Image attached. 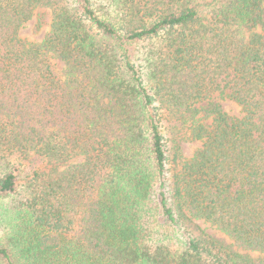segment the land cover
<instances>
[{
    "label": "trees",
    "instance_id": "obj_1",
    "mask_svg": "<svg viewBox=\"0 0 264 264\" xmlns=\"http://www.w3.org/2000/svg\"><path fill=\"white\" fill-rule=\"evenodd\" d=\"M263 19L264 0H0V264H264Z\"/></svg>",
    "mask_w": 264,
    "mask_h": 264
},
{
    "label": "rangeland",
    "instance_id": "obj_2",
    "mask_svg": "<svg viewBox=\"0 0 264 264\" xmlns=\"http://www.w3.org/2000/svg\"><path fill=\"white\" fill-rule=\"evenodd\" d=\"M264 20V19H263ZM33 25H34V20H30L28 21L24 27L21 29L20 34L22 37L28 39V40H32V41H39L43 38L44 34H45V29L42 30L40 33L36 34L33 31ZM264 26V25H263ZM52 62L54 63V65L56 66V69L58 71L62 70V63L61 61H59L58 59L53 58ZM216 101H218L221 106L222 109L231 114V115H236V116H241L242 115V109L241 107L236 104L234 101L230 100V99H226V98H220L217 97L215 99ZM189 136V131L187 127H184L181 131V146H182V151H183V155L184 157H190L194 148L196 146H198L199 143L197 142H193L191 140L188 139ZM198 224L209 234H212L218 238H224L228 241V238H226V235L223 234L221 231H219L214 225H212L211 223L202 221V220H198L197 221Z\"/></svg>",
    "mask_w": 264,
    "mask_h": 264
}]
</instances>
